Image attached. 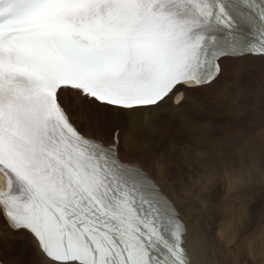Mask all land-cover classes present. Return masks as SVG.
<instances>
[{
  "label": "snow or ice",
  "instance_id": "snow-or-ice-1",
  "mask_svg": "<svg viewBox=\"0 0 264 264\" xmlns=\"http://www.w3.org/2000/svg\"><path fill=\"white\" fill-rule=\"evenodd\" d=\"M249 58L264 0H0V229L28 237V264H210L214 242L122 153L146 114ZM10 247L0 264L27 245Z\"/></svg>",
  "mask_w": 264,
  "mask_h": 264
},
{
  "label": "bare ground",
  "instance_id": "bare-ground-1",
  "mask_svg": "<svg viewBox=\"0 0 264 264\" xmlns=\"http://www.w3.org/2000/svg\"><path fill=\"white\" fill-rule=\"evenodd\" d=\"M223 76L216 89L189 96L188 109L167 107L146 114L135 135L125 139L122 155L143 165L177 202L190 227L214 242L210 264H264V235L257 237L259 228H251L249 218L245 221L241 218L246 210L242 209L246 197L264 208V127L255 126L254 120H241L245 109L258 108L263 103L254 99L264 93V88H255L264 84V61L259 58L233 61ZM207 101H212V107ZM83 118L89 130L98 133L95 122L87 114ZM197 122L198 126L193 127ZM254 127L256 131L248 132ZM188 136L191 145L186 141ZM233 137L241 145H247L245 154L237 149ZM233 147L234 153L229 150ZM134 149H137L135 157L131 156ZM224 151H230L232 157L227 163L223 161L226 167L216 166L217 159L212 155L221 156ZM175 166L173 172L171 168ZM169 176L175 184L169 181ZM9 236L17 244L28 242L27 236L0 229V243L8 242L10 247ZM12 264L19 263L13 260Z\"/></svg>",
  "mask_w": 264,
  "mask_h": 264
},
{
  "label": "rangeland",
  "instance_id": "rangeland-1",
  "mask_svg": "<svg viewBox=\"0 0 264 264\" xmlns=\"http://www.w3.org/2000/svg\"><path fill=\"white\" fill-rule=\"evenodd\" d=\"M244 67V66H243ZM247 75V74H246ZM253 78H250V80H252ZM244 84H245V86L247 85L245 82H244ZM258 87H260V88H264V84L262 83L261 85H258L257 87H255V88H258ZM254 100H259V101H263V103L260 105V107H258V108H251V109H245L244 111H243V113L241 114L242 116H241V120H242V122H247V121H252V120H254L255 121V126H257V127H264V93H263V95H255V99ZM211 103H212V101H207V104L208 105H210L211 107H212V105H211ZM217 112V111H216ZM235 111L233 110L232 111V114L234 113ZM210 113V112H209ZM212 113V112H211ZM208 113H206L205 115H207ZM249 115H250V117H249ZM251 115H253V117L251 116ZM216 116V115H215ZM238 117V114H236V118ZM203 118H205V117H203ZM202 118V119H203ZM217 118H218V120L220 119V116H217ZM84 119V118H83ZM211 120H213L214 119V116L213 117H211L210 118ZM256 121H258V124H256L257 122ZM89 128V127H88ZM245 129H246V125H245ZM256 128L254 127V128H250L249 129V131L248 132H254V131H256L255 130ZM210 138L212 137V135H210L209 136ZM183 138V137H182ZM234 141H235V144H237L238 145V147H237V149H241V151H243V153L245 154L246 153V151H248L247 149H245V151H244V148L245 147H247V145H241V141H238V140H236L235 139V137H233L232 138ZM244 139H245V141H247V139H248V136H247V134L244 136ZM186 141L187 142H189V144L191 145L192 144V141H191V139H190V137L188 136L187 138H186ZM181 146V145H180ZM182 147V146H181ZM236 147H233V148H231V149H229V150H231L232 152L234 151V150H236L235 149ZM137 149H140V148H137ZM137 149H134L132 152H131V156H137V153H136V151L135 150H137ZM186 150V149H185ZM234 153V152H233ZM209 154V153H208ZM232 153L230 152V151H228V152H223L222 153V155L221 156H217V155H212V156H214L216 159H217V164H216V166H220V167H222V166H224V167H226L227 165H224V162L223 161H225V163H227V159H229V158H231L232 156H230ZM210 155V154H209ZM226 159V160H225ZM184 160V159H183ZM232 163V162H231ZM230 163V164H231ZM235 163H239L238 161H236ZM187 167H188V165H187ZM175 168H176V166L175 167H172L171 169L173 170V172H175L176 170H175ZM189 168V167H188ZM190 169V168H189ZM191 170V169H190ZM191 171H193L194 172V170H191ZM236 171L238 172V169H236ZM238 176V175H237ZM183 178H186V177H183ZM168 179H169V181L172 183V184H175V180L173 179V177L172 176H169L168 177ZM177 189L179 190V187L177 186ZM247 196V195H246ZM263 202H264V200H263ZM263 205V204H262ZM262 205H260V204H258V203H251V202H249L248 201V198L246 197V198H244V202H243V204H242V209H246L245 210V212L243 213V215H242V219L245 221V220H247L248 218H249V222H250V227L252 228L253 226H254V229L257 227V228H259V233H258V235H257V237L258 236H263L264 235V208H263V210H262ZM239 216H240V213H239ZM251 228H250V230H251ZM257 237H255V238H257ZM11 237L9 236V243H11V244H16V245H27V247L26 248H23L22 249V251L24 252V254L23 255H19V256H15L14 258H13V260L14 261H16L17 263H19V264H28V262H31V261H33L34 259H36V257L34 256V253L33 252H31V245L30 244H28V242H25V241H20V242H18V244L17 243H14L15 242V240H14V242H13V239L11 238ZM258 244H261V242L259 241L258 242ZM263 249H264V246H263ZM7 250V251H6ZM0 251H3V254L2 255H8V254H10L12 251H13V249L11 248V247H4V248H1L0 249ZM259 259H261V256H259ZM262 259H264V257H262ZM223 263V262H222ZM221 263V264H222ZM248 263V262H247ZM249 264H253V263H249Z\"/></svg>",
  "mask_w": 264,
  "mask_h": 264
}]
</instances>
